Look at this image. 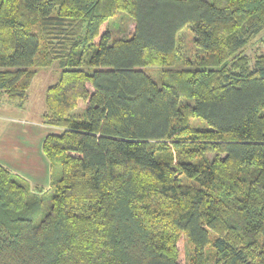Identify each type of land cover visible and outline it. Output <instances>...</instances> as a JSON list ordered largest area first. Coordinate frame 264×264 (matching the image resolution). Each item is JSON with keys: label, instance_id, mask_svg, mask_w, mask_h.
Wrapping results in <instances>:
<instances>
[{"label": "trees", "instance_id": "obj_1", "mask_svg": "<svg viewBox=\"0 0 264 264\" xmlns=\"http://www.w3.org/2000/svg\"><path fill=\"white\" fill-rule=\"evenodd\" d=\"M263 33L264 0H0V104L60 67L48 186L0 163V264H264Z\"/></svg>", "mask_w": 264, "mask_h": 264}, {"label": "rangeland", "instance_id": "obj_2", "mask_svg": "<svg viewBox=\"0 0 264 264\" xmlns=\"http://www.w3.org/2000/svg\"><path fill=\"white\" fill-rule=\"evenodd\" d=\"M262 38H264V33L248 45L246 52L251 55L256 52H264V39ZM191 39L192 33L188 29L185 28L179 33L182 52L190 51ZM147 70L152 71L151 67H148ZM59 73L60 67L56 62L49 67L38 70L24 103V111L21 115L18 114V111L14 113L17 116L16 118L22 121L21 125L28 127L27 130L10 134L4 131L3 139L0 138V143H2L0 145V154L8 158L14 157L5 166L26 178L31 184H39L43 185V187H46L50 182L49 161L42 150V141L46 132L45 128L41 125V114L44 109V92L49 84L57 80ZM3 103L10 104L11 102L5 101ZM83 107V103L79 102L78 109ZM7 117L9 118L11 115H7ZM6 123H8L6 116H1L0 124ZM15 160L19 167L22 168L21 170L16 169ZM31 176H33L34 180L29 178ZM183 243L185 247H188L185 237Z\"/></svg>", "mask_w": 264, "mask_h": 264}, {"label": "crops", "instance_id": "obj_3", "mask_svg": "<svg viewBox=\"0 0 264 264\" xmlns=\"http://www.w3.org/2000/svg\"><path fill=\"white\" fill-rule=\"evenodd\" d=\"M24 107H25L24 105L23 106H19V105H16L15 103H12V102L10 104L9 103H6V104L1 103L0 104V118H1V116L2 117L3 116H6V119L8 120V123H6V124H0V138L1 139H3V137H4V131L6 133L10 134V133H17V132H22V131L27 130L28 127H23L21 125L22 124V121L19 120V118H16L17 116L14 115V113L17 112V111H18V114L21 115L22 112L24 111ZM14 108H16V109H14ZM7 115H11V117L8 118ZM41 125L45 128V130H46L45 135H46L48 133V131L51 130V127H49L46 124H44L42 122V120H41ZM18 129H20V131H18ZM47 129H49V130H47ZM45 135H44V137H45ZM1 144L2 143H0V145ZM13 159H14V157L13 158H8V157H4V156H2L0 154V162L3 163L4 165H7ZM14 163L16 165V169H19V170L22 169L21 167H19V165H18V163H17L16 160H15ZM49 172H50V165H49ZM29 178L32 179V180H34L33 176H31ZM48 184H47V186H48ZM33 185H39V184H33ZM39 186H43V185H39Z\"/></svg>", "mask_w": 264, "mask_h": 264}]
</instances>
